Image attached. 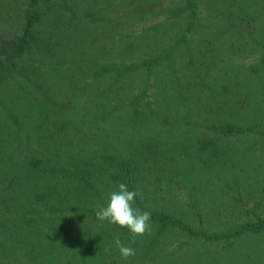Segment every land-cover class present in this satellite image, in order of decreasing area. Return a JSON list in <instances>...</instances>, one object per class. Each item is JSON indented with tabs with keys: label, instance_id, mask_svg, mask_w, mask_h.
<instances>
[{
	"label": "rangeland",
	"instance_id": "obj_1",
	"mask_svg": "<svg viewBox=\"0 0 264 264\" xmlns=\"http://www.w3.org/2000/svg\"><path fill=\"white\" fill-rule=\"evenodd\" d=\"M30 2L0 0V68ZM193 2L34 5L0 75V264H264V230L217 235L264 219V0ZM128 169L134 207L195 232L97 219Z\"/></svg>",
	"mask_w": 264,
	"mask_h": 264
},
{
	"label": "trees",
	"instance_id": "obj_2",
	"mask_svg": "<svg viewBox=\"0 0 264 264\" xmlns=\"http://www.w3.org/2000/svg\"><path fill=\"white\" fill-rule=\"evenodd\" d=\"M39 0H31L29 9L27 10L28 12V23L27 26L24 30V34H22L18 39L14 40H9L4 42V44L1 46L2 50H5V53L8 55L7 60L2 61V68L8 67V65H16V59L23 56L31 47L32 43L34 40H36V32H35V21L39 18L38 15L34 12V5L38 2ZM187 2V7L188 8H193V0H186ZM6 67V68H7ZM1 71L4 72V70H0V75ZM227 131V129L225 130ZM73 177L77 180H79L82 183H85L86 185H91L92 179H91V174L87 170H78L73 174ZM125 184H127L129 190L134 189V179H133V171L131 169L127 170V173L124 176ZM93 185V184H92ZM55 190V189H54ZM108 222V221H107ZM151 222H156L160 223L161 226L167 227V226H173V225H181L182 227H185L189 229L191 232H195L192 228H190L185 221L182 219L176 217V215L170 214V213H151ZM109 225L116 227V228H121L118 225L111 224L108 222ZM128 230L127 228H121ZM252 229L255 231H262L264 230V219L262 217H258L256 222H251L246 225H242L239 227V229L235 230L232 233H222V234H217L218 236L222 237H230L231 235H240L244 233L245 231ZM197 235H203L205 236L206 233H196ZM60 238H58V241ZM52 247H56L57 243L55 240H52Z\"/></svg>",
	"mask_w": 264,
	"mask_h": 264
},
{
	"label": "clouds",
	"instance_id": "obj_3",
	"mask_svg": "<svg viewBox=\"0 0 264 264\" xmlns=\"http://www.w3.org/2000/svg\"><path fill=\"white\" fill-rule=\"evenodd\" d=\"M138 195L137 191L129 190L127 184L120 183L117 190L110 193L107 205L98 204V210L95 213L100 221H108L121 228H127L133 237V243L135 237L143 236L151 231V213L133 206ZM115 245L122 259L127 260L136 255L135 250L125 246L119 237L115 239Z\"/></svg>",
	"mask_w": 264,
	"mask_h": 264
}]
</instances>
